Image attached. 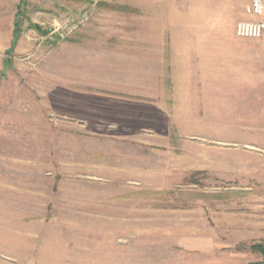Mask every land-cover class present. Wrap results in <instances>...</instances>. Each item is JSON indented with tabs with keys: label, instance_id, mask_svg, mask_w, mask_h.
<instances>
[{
	"label": "rangeland",
	"instance_id": "rangeland-1",
	"mask_svg": "<svg viewBox=\"0 0 264 264\" xmlns=\"http://www.w3.org/2000/svg\"><path fill=\"white\" fill-rule=\"evenodd\" d=\"M251 2L0 0V264L261 257Z\"/></svg>",
	"mask_w": 264,
	"mask_h": 264
},
{
	"label": "built area",
	"instance_id": "built-area-1",
	"mask_svg": "<svg viewBox=\"0 0 264 264\" xmlns=\"http://www.w3.org/2000/svg\"><path fill=\"white\" fill-rule=\"evenodd\" d=\"M250 12L252 19L239 21L235 25V34L239 37L264 35V0H252Z\"/></svg>",
	"mask_w": 264,
	"mask_h": 264
},
{
	"label": "trees",
	"instance_id": "trees-1",
	"mask_svg": "<svg viewBox=\"0 0 264 264\" xmlns=\"http://www.w3.org/2000/svg\"><path fill=\"white\" fill-rule=\"evenodd\" d=\"M252 249L255 252H259L262 256V259L259 261H251L248 264H264V239L261 240L259 243L253 244Z\"/></svg>",
	"mask_w": 264,
	"mask_h": 264
},
{
	"label": "crops",
	"instance_id": "crops-1",
	"mask_svg": "<svg viewBox=\"0 0 264 264\" xmlns=\"http://www.w3.org/2000/svg\"><path fill=\"white\" fill-rule=\"evenodd\" d=\"M243 47H247V48H253L254 50H255V47H254V45L253 46H251V45H247V46H243ZM263 48H264V46H263ZM262 259V256L261 257H259V258H257L256 260H254V261H259V260H261Z\"/></svg>",
	"mask_w": 264,
	"mask_h": 264
}]
</instances>
